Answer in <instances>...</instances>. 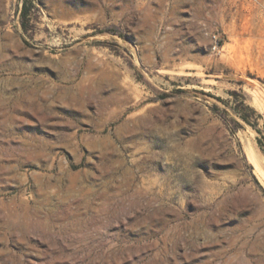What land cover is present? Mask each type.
<instances>
[{
    "label": "rangeland",
    "instance_id": "obj_1",
    "mask_svg": "<svg viewBox=\"0 0 264 264\" xmlns=\"http://www.w3.org/2000/svg\"><path fill=\"white\" fill-rule=\"evenodd\" d=\"M0 264H264V0H0Z\"/></svg>",
    "mask_w": 264,
    "mask_h": 264
},
{
    "label": "built area",
    "instance_id": "obj_2",
    "mask_svg": "<svg viewBox=\"0 0 264 264\" xmlns=\"http://www.w3.org/2000/svg\"><path fill=\"white\" fill-rule=\"evenodd\" d=\"M214 38H215V40H214V45H213V47H214V49H216L217 47H218V45H219V40L217 39V37L216 36H214Z\"/></svg>",
    "mask_w": 264,
    "mask_h": 264
},
{
    "label": "trees",
    "instance_id": "obj_3",
    "mask_svg": "<svg viewBox=\"0 0 264 264\" xmlns=\"http://www.w3.org/2000/svg\"><path fill=\"white\" fill-rule=\"evenodd\" d=\"M24 14H25V12H24Z\"/></svg>",
    "mask_w": 264,
    "mask_h": 264
}]
</instances>
